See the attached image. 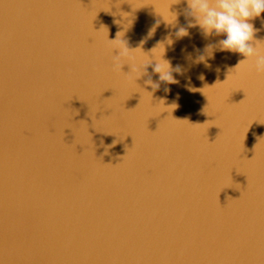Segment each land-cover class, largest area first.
<instances>
[{
  "label": "water",
  "instance_id": "water-1",
  "mask_svg": "<svg viewBox=\"0 0 264 264\" xmlns=\"http://www.w3.org/2000/svg\"><path fill=\"white\" fill-rule=\"evenodd\" d=\"M175 2L0 0V264H264V76Z\"/></svg>",
  "mask_w": 264,
  "mask_h": 264
},
{
  "label": "clouds",
  "instance_id": "clouds-1",
  "mask_svg": "<svg viewBox=\"0 0 264 264\" xmlns=\"http://www.w3.org/2000/svg\"><path fill=\"white\" fill-rule=\"evenodd\" d=\"M179 2L180 0H176L175 3ZM185 2L187 7L184 10V15L187 20V27L178 28L176 33L178 38L188 36V29L196 27L199 28L201 35L206 40L223 36V39H217L214 43L206 45V51L211 52L212 49H216L221 52L238 53L244 58L238 61L235 69L247 66L250 70L254 69L258 75L264 76V44L255 40V34L258 30L250 22L264 14V0H185ZM154 31L155 29H152L144 40H141V47L153 35ZM121 34L118 32L116 39L108 40L113 48L120 49L118 56L111 57L113 70L118 72H121L123 62L128 61L132 53L122 42ZM118 45H123V47ZM136 50L141 52L140 47ZM154 72L159 74V81L153 82L149 79L146 83L153 90H158L160 82L179 83L172 73L176 72L182 75L183 69L180 65L173 68L169 61L159 60L154 67ZM199 78L203 79L204 77L201 74ZM187 87L189 91H196L190 85ZM163 91L167 93L170 89L166 87ZM147 94L151 97V93Z\"/></svg>",
  "mask_w": 264,
  "mask_h": 264
}]
</instances>
